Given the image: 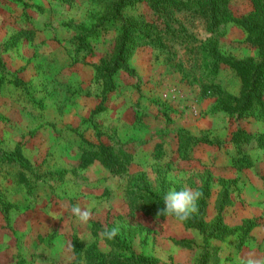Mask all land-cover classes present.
Listing matches in <instances>:
<instances>
[{
    "label": "rangeland",
    "instance_id": "obj_1",
    "mask_svg": "<svg viewBox=\"0 0 264 264\" xmlns=\"http://www.w3.org/2000/svg\"><path fill=\"white\" fill-rule=\"evenodd\" d=\"M102 1L0 0V264H64L75 239L154 264L264 258V87L262 104L242 115L219 107L246 87L207 54L214 45L255 64L258 50L235 23L210 30L200 14L177 11L171 25L185 44L172 55L141 44L105 92L95 66L117 51L122 25L161 19L143 4L116 15ZM230 8L241 18L252 5ZM98 143L130 155L125 174L82 167ZM184 187L203 193L191 217L199 229L155 211ZM73 205L91 206L92 219L80 223ZM112 227L114 239L100 235Z\"/></svg>",
    "mask_w": 264,
    "mask_h": 264
},
{
    "label": "trees",
    "instance_id": "obj_2",
    "mask_svg": "<svg viewBox=\"0 0 264 264\" xmlns=\"http://www.w3.org/2000/svg\"><path fill=\"white\" fill-rule=\"evenodd\" d=\"M102 0H95L96 3ZM111 6L116 15L123 9L131 6L143 4L148 7L150 13L161 19L160 27L154 21H140L147 26L146 29H138L134 17L128 18L126 24L122 25L120 40L117 51L111 57L101 61L95 66V72L102 81L104 91L114 88L113 76L117 71L126 69V65L131 58V54L141 44H152L161 50H168L172 55L175 45L185 44L188 37L184 29L172 27L175 13L177 11L188 10L195 14H200L206 19L208 29L214 30L217 26L227 23H235L247 34L246 43L256 48L261 56L258 63L251 60L242 64L232 61L225 55L218 52L213 45L207 53L215 60L214 66L226 64L233 68L244 81L246 91L239 98L228 97L229 104L219 100V107L229 108L231 112L238 115L244 114L252 109L255 102L261 103L260 89L264 87V0H249L252 9L246 16L236 18L231 11V0H103ZM145 41V42H144ZM147 42V43H146ZM168 56H171L169 55ZM223 93V92H222ZM220 97H221V93ZM224 94V93H223ZM222 94V97L225 95ZM131 161L130 155L116 154L110 144L98 143L90 149L87 156L82 158V167H86L93 162H97L114 175H123L127 172V166ZM155 211H158L160 204H155ZM165 217V215H162ZM202 221H194L190 218L186 221V226L191 228L202 227ZM72 260L64 264H154L152 260L144 257L123 258L118 256H108L97 251L95 245L85 246L80 240L75 239L71 244Z\"/></svg>",
    "mask_w": 264,
    "mask_h": 264
},
{
    "label": "clouds",
    "instance_id": "obj_3",
    "mask_svg": "<svg viewBox=\"0 0 264 264\" xmlns=\"http://www.w3.org/2000/svg\"><path fill=\"white\" fill-rule=\"evenodd\" d=\"M202 196L203 193L200 190L187 187L180 190L172 189L164 195L163 207L158 210L157 215H166L180 223L186 222L198 213V202ZM70 210L82 224H87L92 219L91 206L81 208L79 205H73ZM118 231L117 227L105 228L101 230L100 235L107 239H114L118 235ZM241 264H264V258H243Z\"/></svg>",
    "mask_w": 264,
    "mask_h": 264
}]
</instances>
